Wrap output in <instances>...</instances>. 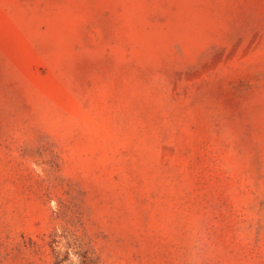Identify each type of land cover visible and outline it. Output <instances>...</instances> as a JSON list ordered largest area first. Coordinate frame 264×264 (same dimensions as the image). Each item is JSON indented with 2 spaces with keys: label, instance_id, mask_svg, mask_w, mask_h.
Masks as SVG:
<instances>
[{
  "label": "rangeland",
  "instance_id": "obj_1",
  "mask_svg": "<svg viewBox=\"0 0 264 264\" xmlns=\"http://www.w3.org/2000/svg\"><path fill=\"white\" fill-rule=\"evenodd\" d=\"M0 264H264V0H0Z\"/></svg>",
  "mask_w": 264,
  "mask_h": 264
}]
</instances>
